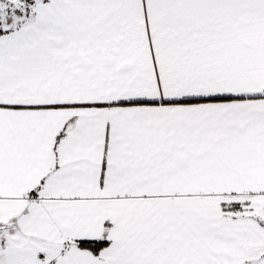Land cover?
I'll return each instance as SVG.
<instances>
[{"label": "snow or ice", "instance_id": "obj_1", "mask_svg": "<svg viewBox=\"0 0 264 264\" xmlns=\"http://www.w3.org/2000/svg\"><path fill=\"white\" fill-rule=\"evenodd\" d=\"M0 264H264V0H0Z\"/></svg>", "mask_w": 264, "mask_h": 264}]
</instances>
